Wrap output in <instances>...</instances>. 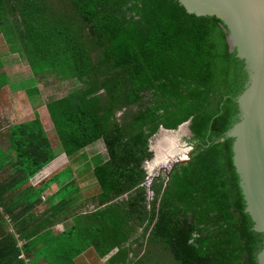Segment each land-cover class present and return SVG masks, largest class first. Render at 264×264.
<instances>
[{
  "label": "trees",
  "instance_id": "obj_1",
  "mask_svg": "<svg viewBox=\"0 0 264 264\" xmlns=\"http://www.w3.org/2000/svg\"><path fill=\"white\" fill-rule=\"evenodd\" d=\"M6 26L17 27L11 53L28 59L35 96L44 77L81 86L49 106L60 114L50 111L61 147L73 155L102 140L108 150L93 172L94 212L79 215L70 182L42 214L53 225L74 221L65 239L79 240V255L95 251L104 260L119 251L111 264H159L163 252L178 264H259L264 234L246 212L226 135L239 121L236 100L248 76L221 19L191 14L180 0H0ZM191 120L192 160L148 187L154 135ZM10 137L18 174L29 181L56 159L38 114ZM58 177L31 186L37 206ZM16 234L27 240L28 226Z\"/></svg>",
  "mask_w": 264,
  "mask_h": 264
},
{
  "label": "crops",
  "instance_id": "obj_2",
  "mask_svg": "<svg viewBox=\"0 0 264 264\" xmlns=\"http://www.w3.org/2000/svg\"><path fill=\"white\" fill-rule=\"evenodd\" d=\"M16 24L19 26L18 23ZM1 27L0 264H111V259L119 251L112 253L104 260H96L97 254L95 251L79 255L77 248L79 240L69 241L65 239L68 230L75 226L74 221L67 220L60 221V223L57 221L53 225L51 224V220L47 221L46 217L42 216L44 212L47 213L50 208H53L58 203L57 201H52L53 195L65 193L70 182L74 183V187L79 190L80 201L77 206L79 215L84 216L87 213L94 212L97 209L94 199L99 195L100 187L97 185L93 172L97 164L102 160L109 159L108 150L102 140L75 152L73 155L67 153L61 147L60 133H58L53 115L50 113V111L52 113L55 112L57 108L50 110L49 106L77 93L78 90L67 96L53 99L54 90L46 89L49 91V93H46L48 97L42 95L40 87L43 80L38 84L39 96H35L36 87L34 84H31V81L34 80V75L29 67L28 59L21 53H11L14 45L10 43L9 38L11 37L14 42L17 27ZM74 81L61 79L60 83L69 84ZM29 83L30 85H28ZM61 87L64 91V85ZM44 98H48V100L44 101ZM38 104L44 107L39 110L37 109L39 108L37 107ZM37 114L40 116L44 130L53 148L56 150L57 156L52 163L43 168L29 181L25 174H18V172H21V168L17 163L18 157L16 150L11 145L12 139L10 135L11 130L15 126L34 120ZM53 114L60 115L57 112ZM163 145L164 148L168 149L165 144ZM164 148L158 151L159 154L162 152L163 156V158H159V164H162L167 158L169 159L167 157L169 153L163 154ZM188 151L189 149L185 148L184 152H181V154L179 152L176 155L170 150L169 156H174L175 159L184 158L188 154ZM174 157L172 158L174 159ZM165 162L168 163L167 161ZM56 176H60L58 177L61 179L60 183H51L41 196L42 203L37 206L36 195L34 190H31V186L35 187L37 186L35 185L37 181L54 179ZM33 205V208L30 207ZM67 209L68 206L65 205L61 210L67 211ZM43 224L46 227L38 233L41 227L38 230L37 228ZM23 226H28L29 236L27 240H22L16 234L17 227ZM25 246L29 248V255L24 251ZM72 246L77 248V252H73L74 247ZM87 258H91L92 260L88 262Z\"/></svg>",
  "mask_w": 264,
  "mask_h": 264
},
{
  "label": "water",
  "instance_id": "obj_3",
  "mask_svg": "<svg viewBox=\"0 0 264 264\" xmlns=\"http://www.w3.org/2000/svg\"><path fill=\"white\" fill-rule=\"evenodd\" d=\"M191 14L213 16L221 19L227 27L230 52L244 63L248 82L236 103L239 107V121L227 132L232 139L234 165L239 175L240 186L246 203V212L251 214L257 233L264 234V0H180ZM192 120L178 130L164 127L154 135L160 138L165 132L191 129ZM153 138V139H154ZM151 140L153 160L158 158ZM186 146H188L185 143ZM195 147L189 149L186 158L174 162L169 158L162 162L159 170L169 173L192 160ZM181 154V152H180ZM152 160V161H153ZM173 163L169 170L168 164ZM149 176L152 174L148 171ZM264 264V250L258 257Z\"/></svg>",
  "mask_w": 264,
  "mask_h": 264
},
{
  "label": "rangeland",
  "instance_id": "obj_4",
  "mask_svg": "<svg viewBox=\"0 0 264 264\" xmlns=\"http://www.w3.org/2000/svg\"><path fill=\"white\" fill-rule=\"evenodd\" d=\"M18 47L20 48V46H18ZM42 80H44V81L42 82ZM39 81L42 82L40 90H41V93L43 96L48 97V95L46 93H49V91H47L46 89L55 91V93L53 94V97H52L53 99H57V98L67 96L70 93L76 92L79 88H81L80 84L77 81L71 82L69 84H62V83H60L61 79H58L56 77H47V78L44 77V78H40ZM62 85H64V89H65L64 91L61 87ZM45 100L47 101L48 98H44V101ZM41 104H43V103H41ZM37 107H39L37 109L40 110V108H43L44 106L42 107L41 105L38 104ZM189 135H190V133H189L188 128L184 129L181 133L163 134L161 138H160V135H158L157 138L153 139L154 140V149H158V151H159V149H162L163 148L162 145L164 142V144H166V146H168V149L164 148V153L170 154V150L173 148H176L175 144H178L179 148H185V146H186L185 142H187ZM184 140H185V142H184ZM160 147H162V148H160ZM161 156H160V158H163V156L162 157ZM184 158H185V156H184ZM152 164H153V162L150 161L149 165H148V163L146 164V168L147 169L151 168ZM170 165H172V162L170 163ZM172 167H173V165H172ZM172 167L169 166V168H172ZM156 172H160V170L158 169ZM41 181H37L35 185L39 186ZM159 264H178V263H176V261L168 253L163 252V254H161L159 257Z\"/></svg>",
  "mask_w": 264,
  "mask_h": 264
},
{
  "label": "bare ground",
  "instance_id": "obj_5",
  "mask_svg": "<svg viewBox=\"0 0 264 264\" xmlns=\"http://www.w3.org/2000/svg\"><path fill=\"white\" fill-rule=\"evenodd\" d=\"M184 130V129H183ZM182 130V131H183ZM182 131H178V132H172V134H175V133H181ZM167 133H170V132H167ZM164 144V143H163ZM173 145V144H172ZM175 145H177V146H175V147H178V144H175ZM163 146V148H164V145H162ZM185 148H187L186 146H185ZM174 149V148H173ZM180 149V148H179ZM157 150V154H158V158L156 159V160H153L152 162H153V164H152V166H151V168H149V170H150V172H152V173H154V172H156L157 170H158V168H160V166L162 165V164H159V158H160V156L162 155L161 153V155H159V152H158V149H156ZM160 150H162V149H160ZM176 150H178V149H176ZM179 151V150H178ZM172 153L174 154V152L172 151ZM163 154H165V153H163ZM170 154H168V156L167 157H169L171 160H172V162H174V161H176V160H178L179 158H177V159H175V157L174 156H169ZM184 156V155H183ZM187 156V155H186ZM186 156H185V158H186ZM166 157V158H167ZM172 157H174V159L172 158ZM181 158V157H180ZM162 162V161H161ZM172 165H173V163H172ZM167 166H171L170 164H168Z\"/></svg>",
  "mask_w": 264,
  "mask_h": 264
},
{
  "label": "flooded vegetation",
  "instance_id": "obj_6",
  "mask_svg": "<svg viewBox=\"0 0 264 264\" xmlns=\"http://www.w3.org/2000/svg\"><path fill=\"white\" fill-rule=\"evenodd\" d=\"M189 133H190V135L188 137L187 142H185V140H184V142L188 145V146H186L187 149H191L194 147V145H193V134L191 133V130L189 131ZM165 146H166V144H165ZM175 146H177V145H175ZM166 147L168 148V146H166ZM178 147H179V145H178ZM178 147L171 149V151H173L176 155L179 154V152H184V149H185V148L178 149ZM176 149H178L179 151Z\"/></svg>",
  "mask_w": 264,
  "mask_h": 264
},
{
  "label": "built area",
  "instance_id": "obj_7",
  "mask_svg": "<svg viewBox=\"0 0 264 264\" xmlns=\"http://www.w3.org/2000/svg\"><path fill=\"white\" fill-rule=\"evenodd\" d=\"M167 167H169V166H167ZM171 167H172V165H171ZM171 169H172V168H169V170H171ZM162 171H163V170H162ZM160 172H161V170H160ZM160 172H154V173H152V174L148 177V179H147V186H148V187L151 185L153 179L156 178L157 176H159V173H160Z\"/></svg>",
  "mask_w": 264,
  "mask_h": 264
}]
</instances>
